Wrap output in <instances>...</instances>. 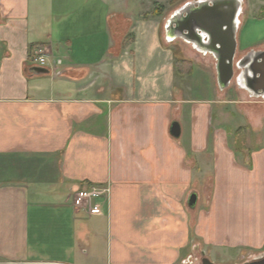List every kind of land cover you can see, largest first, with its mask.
I'll list each match as a JSON object with an SVG mask.
<instances>
[{
	"label": "crops",
	"instance_id": "0c3cea01",
	"mask_svg": "<svg viewBox=\"0 0 264 264\" xmlns=\"http://www.w3.org/2000/svg\"><path fill=\"white\" fill-rule=\"evenodd\" d=\"M130 14L109 0H0V264L264 256V79L251 73L264 37L243 36L242 7L220 89L214 56L172 37L171 18L162 40L158 17ZM35 43L46 74L30 71ZM91 185L108 192L88 215L71 194Z\"/></svg>",
	"mask_w": 264,
	"mask_h": 264
},
{
	"label": "water",
	"instance_id": "95a60500",
	"mask_svg": "<svg viewBox=\"0 0 264 264\" xmlns=\"http://www.w3.org/2000/svg\"><path fill=\"white\" fill-rule=\"evenodd\" d=\"M242 5V0H197L186 3L177 12L184 24L181 30L187 31V34H184L186 36L185 40L191 42L197 50L211 53L216 59L217 83L220 89L229 86L234 75L237 49L236 34ZM177 14H174L171 20L175 15L178 16ZM170 23L166 24V29L171 31L173 28H171ZM254 55L263 57L264 51L257 52ZM248 57L246 56L245 59H248ZM30 71L36 75L49 72L47 68L36 65L32 66ZM251 73L252 75L259 76L260 78L258 79H264L263 70L255 71L253 69ZM263 92L264 87L259 89L261 95ZM179 133V124L177 121H173L170 125V134L173 137H178ZM196 197L195 193L189 196L188 206L194 207ZM201 264L216 263H213L208 257L203 256ZM236 264H264V256Z\"/></svg>",
	"mask_w": 264,
	"mask_h": 264
},
{
	"label": "rangeland",
	"instance_id": "374dc122",
	"mask_svg": "<svg viewBox=\"0 0 264 264\" xmlns=\"http://www.w3.org/2000/svg\"><path fill=\"white\" fill-rule=\"evenodd\" d=\"M195 1L197 0H109V5L112 9L128 10L130 13H132L130 14L132 18L158 17L160 21V33L163 40L165 39L164 25L171 18L173 12L180 6ZM242 2L244 11L251 14L248 15L249 19L247 27L243 32V36H246L248 41L264 37V0H242ZM259 12L262 14L257 16L256 13ZM240 17H242V15ZM175 42L176 44H179L178 47H180L182 50L188 51L190 49L189 45L184 43L181 39H177ZM207 57L213 59L210 54H208ZM192 85L195 88H199V90L202 88L199 86L198 76H194L192 79ZM201 91L202 90H200L198 96L210 97L209 93H202ZM203 252L200 248L193 250V263L201 264V258L203 256L208 257L213 263L216 264H231L235 261V257H232L233 254H231V256L230 254H224V252L221 251L220 254H211L208 256L205 252Z\"/></svg>",
	"mask_w": 264,
	"mask_h": 264
},
{
	"label": "built area",
	"instance_id": "2783aa9c",
	"mask_svg": "<svg viewBox=\"0 0 264 264\" xmlns=\"http://www.w3.org/2000/svg\"><path fill=\"white\" fill-rule=\"evenodd\" d=\"M31 61L34 63V65L45 67L50 72V69L46 66L47 58L40 50L33 52ZM51 68L55 75H58L60 73L58 70L55 71L54 67ZM107 192V188L98 185H91L74 190L71 194L72 206L76 210H83L88 215L93 214L99 211L100 205L98 200L103 198L107 194Z\"/></svg>",
	"mask_w": 264,
	"mask_h": 264
},
{
	"label": "flooded vegetation",
	"instance_id": "af4514ba",
	"mask_svg": "<svg viewBox=\"0 0 264 264\" xmlns=\"http://www.w3.org/2000/svg\"><path fill=\"white\" fill-rule=\"evenodd\" d=\"M241 12H242V10H241ZM183 25L184 24L181 20V17L179 15L178 16L175 15V17L171 20V24H170L171 28H173V29H171V34L173 35V37H178V38L185 40L186 36L184 34H187V31L181 30V27ZM181 36H183V37H181Z\"/></svg>",
	"mask_w": 264,
	"mask_h": 264
},
{
	"label": "trees",
	"instance_id": "16d2710c",
	"mask_svg": "<svg viewBox=\"0 0 264 264\" xmlns=\"http://www.w3.org/2000/svg\"><path fill=\"white\" fill-rule=\"evenodd\" d=\"M172 1H178V0H172ZM43 45H42V43H35V44H31L30 45V54L33 52V51H35V50H37V49H39V48H41ZM185 60L184 59H179V60H177V63L178 64H183L182 62H184Z\"/></svg>",
	"mask_w": 264,
	"mask_h": 264
}]
</instances>
